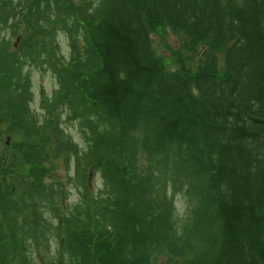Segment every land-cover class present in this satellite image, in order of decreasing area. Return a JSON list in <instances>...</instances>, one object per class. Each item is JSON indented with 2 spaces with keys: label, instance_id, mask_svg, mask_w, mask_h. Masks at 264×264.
Returning a JSON list of instances; mask_svg holds the SVG:
<instances>
[{
  "label": "trees",
  "instance_id": "obj_1",
  "mask_svg": "<svg viewBox=\"0 0 264 264\" xmlns=\"http://www.w3.org/2000/svg\"><path fill=\"white\" fill-rule=\"evenodd\" d=\"M0 264H264V0H0Z\"/></svg>",
  "mask_w": 264,
  "mask_h": 264
},
{
  "label": "rangeland",
  "instance_id": "obj_2",
  "mask_svg": "<svg viewBox=\"0 0 264 264\" xmlns=\"http://www.w3.org/2000/svg\"><path fill=\"white\" fill-rule=\"evenodd\" d=\"M153 44L157 52L167 61L170 62L173 60V51L177 50L180 47L181 37L175 34L168 28L161 29L158 32L152 34ZM62 52L66 55L68 54V45L67 39L63 37L61 42ZM172 66V65H171ZM34 81V93L36 100L41 98L42 92L45 91L48 94L51 93V89L55 86V80L51 74H43L37 71L34 72L33 76ZM37 107V103L34 104ZM75 135L76 140H80L79 135ZM96 181L99 182V179L96 178ZM75 196V194L73 195ZM181 206V203H179Z\"/></svg>",
  "mask_w": 264,
  "mask_h": 264
}]
</instances>
